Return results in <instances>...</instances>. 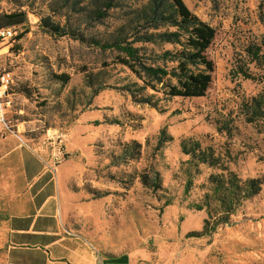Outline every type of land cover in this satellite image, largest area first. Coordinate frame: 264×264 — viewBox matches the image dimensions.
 <instances>
[{
  "label": "rangeland",
  "instance_id": "obj_1",
  "mask_svg": "<svg viewBox=\"0 0 264 264\" xmlns=\"http://www.w3.org/2000/svg\"><path fill=\"white\" fill-rule=\"evenodd\" d=\"M55 1L0 0V12L27 13L26 24L14 27V37L0 50L13 73L6 111L12 131L0 139V180L11 193H0V230L5 216L34 212L28 190L36 185L24 172L40 168L51 181L42 177L39 187L55 190L58 203L67 204L62 222L57 213L58 224L111 257L112 264H264V119L247 122L244 106L264 96V64L250 62L245 51L250 44L264 50V0H183L215 29L207 49L212 80L198 98L156 93L158 109L133 102L121 89L135 78L118 63V52L40 25ZM93 28L81 26L85 33ZM238 64H246L251 78L236 72ZM100 70L107 87L91 96L85 77ZM60 74L68 76L66 83L55 77ZM218 120L233 126L232 135L217 131ZM164 126L173 140L157 149ZM183 137L212 146L241 179H263L260 191L227 224L202 237L186 236L207 217L205 209L191 205L201 202L211 188L208 175L219 170L195 167L180 151ZM131 139L141 143L140 155L121 161ZM153 171L161 178L157 190L139 179Z\"/></svg>",
  "mask_w": 264,
  "mask_h": 264
},
{
  "label": "trees",
  "instance_id": "obj_2",
  "mask_svg": "<svg viewBox=\"0 0 264 264\" xmlns=\"http://www.w3.org/2000/svg\"><path fill=\"white\" fill-rule=\"evenodd\" d=\"M49 9V14L40 17V25L50 33L69 36L101 50L118 52V63L135 78L128 80L121 88L133 102L158 109L161 98L156 93L169 98H198L205 95L214 70L207 49L214 39L215 29L191 11L183 0H56ZM26 22L25 10L0 12V28H11L14 35V27L24 26ZM84 24L95 28L85 33L81 29ZM15 37L19 39L22 34ZM245 51L250 62L264 64L261 44H250ZM236 72L244 78H251L246 64H238ZM101 74L100 70L90 72L85 77L86 84L92 89L91 96L107 87ZM55 77L63 83L68 80L65 74ZM25 95L29 96L27 90ZM244 106L247 122L264 119L262 94L251 97ZM216 129L232 135L233 126L218 120ZM172 140L173 136L164 126L158 133L155 147L160 149ZM178 146L182 154L190 157L189 161L195 167L203 164L219 170L208 175L211 188L201 202L191 205L197 210H206L207 217L201 229L186 233L188 237L210 235L217 227L227 224L230 216L245 200L260 191L263 179H241L212 146H202L198 140L183 137ZM140 148L141 143L135 139L126 142L122 147L121 161L137 158ZM139 179L153 190L161 187L158 171H153L151 176L142 173ZM191 182L192 178L188 176L186 189ZM101 195L95 194L94 197Z\"/></svg>",
  "mask_w": 264,
  "mask_h": 264
},
{
  "label": "crops",
  "instance_id": "obj_3",
  "mask_svg": "<svg viewBox=\"0 0 264 264\" xmlns=\"http://www.w3.org/2000/svg\"><path fill=\"white\" fill-rule=\"evenodd\" d=\"M6 135L8 132L0 130V139ZM36 169L30 172L28 168L24 172L25 179L33 180L32 185H36L28 190L33 198L34 212L25 214L20 210L5 216L7 224L0 230V264H112L111 257L95 252L79 235H71L66 224H58L57 213L62 222L67 204L58 203L55 190L45 189V185L39 187L42 177L47 181L51 178L40 168ZM8 171L3 169L4 173ZM0 193H11L3 180H0Z\"/></svg>",
  "mask_w": 264,
  "mask_h": 264
},
{
  "label": "built area",
  "instance_id": "obj_4",
  "mask_svg": "<svg viewBox=\"0 0 264 264\" xmlns=\"http://www.w3.org/2000/svg\"><path fill=\"white\" fill-rule=\"evenodd\" d=\"M14 32L11 28H0V48L13 38ZM0 51V130L11 132L12 127L6 117L7 108L11 104L10 89L13 85V73L2 60Z\"/></svg>",
  "mask_w": 264,
  "mask_h": 264
}]
</instances>
